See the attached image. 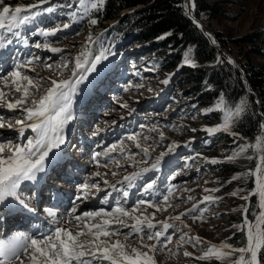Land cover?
<instances>
[{"label": "rangeland", "instance_id": "1", "mask_svg": "<svg viewBox=\"0 0 264 264\" xmlns=\"http://www.w3.org/2000/svg\"><path fill=\"white\" fill-rule=\"evenodd\" d=\"M208 1L216 4L222 14L211 17L207 13H201L200 18H197L214 35V38L215 32H218L222 38L230 40L257 28L264 29V0ZM68 3L74 5L75 0H47L46 4H39V0H0V10L3 6L15 9L17 6L26 8L28 5L37 4L38 7L33 11L39 13L29 22L18 25L14 29L20 33V36L5 49L6 59H0V89L6 92L14 87L10 80L8 86H5L4 81L9 79L8 73L13 71L16 63L23 62L28 57H39V60H34L27 68H21L22 74L39 81L41 86L38 89H31L32 95L29 97V100H38L46 88L50 87L51 79H67L71 76L75 59L82 52L87 51V59H92L102 47L110 48L112 53L107 60L97 66V72L86 73L87 79L81 84L85 91L89 89L88 97L91 98L76 104V113H85L89 117L86 119V115L84 118L78 117L74 120L70 136H66L63 147L71 153L77 151L78 143L76 142L80 140L76 137L77 131L85 140L83 150L76 156L78 158L70 157L71 161L63 164L64 174L70 173L71 179L65 180L57 172L54 173L56 176H46L48 181H59L60 183L56 185H59L63 192L66 190L70 192L72 202L63 210L66 214L70 211L72 215H68L65 220L62 219L63 214L57 215L59 225L68 222L67 227L74 231L79 230L74 219L75 215L99 208L110 212L118 203L116 201H120L119 195L124 190H129L123 178L143 168H150L160 153L164 152L167 154L160 160L156 169L144 173L133 182L132 194L129 199L122 198V203L119 202L120 206L129 211L133 206H137L138 210L133 215L148 216L155 225V228L150 231L162 230L163 222L175 226L168 230V234L173 235L172 242L154 254L156 264H215L216 262L232 264L238 254L232 257L224 256L220 260L215 257L201 260L198 257L203 255L210 245H219L223 241L235 247L244 246L247 229L242 230L243 221L247 218L254 223V218L258 215L259 191H256V176L253 172L260 164L261 153L258 150L245 152L247 160L245 165H240L235 159H227L239 150L241 144L251 142L239 141V134L234 136L232 128L228 131H218L213 135H209L204 130L221 124L222 111L205 112V109L213 107L216 102L212 105L208 101L204 103L205 99L199 98L198 92L191 90V86L183 82L181 78L183 75L179 71L181 66L178 65L171 70L163 69L160 61L155 60V55L147 54L141 48L142 43L116 35L117 33L112 29L116 23L115 20L110 21L108 25H102L99 22L91 25L88 19L95 18L91 14L83 21L74 23L68 13L76 9L65 7L64 5ZM46 8H52V11H45ZM127 11L131 10H123L121 13ZM24 14L31 15V11ZM24 14H21V18ZM65 23L71 26L62 29L53 37H44L39 34L40 30L51 29ZM90 34L95 43L88 40ZM25 41H27L26 44ZM37 43L42 46L35 47ZM44 44L60 48L62 51L53 53L44 48ZM262 47L264 48V45ZM244 52H246L245 49L233 48L234 55L236 53L242 55ZM231 55L235 58L233 54ZM248 56L253 62L264 64V56L256 53H250ZM65 62L68 63V67L62 68ZM49 65L51 67H48ZM166 79L168 83L165 84L163 81ZM137 85L140 87H136ZM18 96L19 93H16L9 99ZM242 102L244 105V100L241 99L228 106L235 108ZM124 104H127L126 108L121 107ZM91 107L94 109H90ZM22 117L21 111H9L0 106V118H3L6 125H15V121ZM12 128H0V142L12 141L15 145L35 135L31 129H26L24 136L21 137L18 126ZM94 132L97 135L94 136ZM160 133H163V138ZM131 135H135L137 139L129 140L128 137ZM137 144H140L141 148L149 149L146 156L141 148L136 147ZM173 144L177 147L169 152V146ZM112 145L117 146L115 151H109ZM106 151L108 155L105 156L103 153ZM98 152L102 155L96 157L95 154ZM249 156L255 158L248 159ZM212 160L216 163H212ZM96 172L101 173V176H93ZM249 172L252 174L246 175ZM257 175L259 181L264 179V168L257 169ZM105 180L108 181L107 184ZM153 180L156 182L154 188L147 193L143 192V185ZM82 183H95L98 187L89 188L87 194L82 195L78 190V186ZM113 184L117 189L120 188L116 194L111 191ZM48 187L51 189L53 185L50 184ZM169 187L172 189L170 193ZM212 189L217 191H211ZM32 191L31 186L20 188V192L31 198L30 202H32ZM46 191L47 188H42V195ZM47 194L44 195L45 199ZM76 195L80 198L78 199ZM164 195L169 196L167 202L163 201ZM204 196H212L215 199L207 202L203 200ZM105 197H108V202L101 204V200ZM123 200H127L125 204ZM139 200L160 205L162 210L158 211L148 204L138 205ZM194 204L195 209H193ZM73 206L76 210L74 213ZM245 208L248 209L247 212ZM189 209L191 211H188ZM181 213L185 215L181 216L180 221L173 219ZM201 216L202 219L199 218ZM123 219L129 225L134 222L130 217ZM117 227V225L111 226L113 229ZM1 229L0 226V235ZM128 231L130 228L120 229L121 233ZM145 231L149 230L145 228ZM9 233L11 232L6 234ZM183 233H187L185 240L199 237L201 242L195 246L194 242L178 244L180 235ZM117 238L124 242L123 236L111 237L113 241ZM139 239V236L134 235L127 243L131 247H139ZM143 239L149 244L154 242L148 241L146 235ZM141 250L147 251V249ZM128 251L130 252L131 248ZM184 251L192 255L184 256ZM224 251L227 252L229 249Z\"/></svg>", "mask_w": 264, "mask_h": 264}, {"label": "snow or ice", "instance_id": "2", "mask_svg": "<svg viewBox=\"0 0 264 264\" xmlns=\"http://www.w3.org/2000/svg\"><path fill=\"white\" fill-rule=\"evenodd\" d=\"M46 3L47 0H39V4ZM103 4L104 0H75L74 5L73 3H68L64 6L69 9L75 7L76 10L70 11L68 15L74 23H78L90 17L93 11H98L102 8ZM36 7H38L37 4L28 5L26 8L17 6L15 9H11L10 6L2 7V10H0V49H6L19 38L20 33L14 31L18 25L25 24L33 17L39 15V13L33 11ZM44 10L50 12L52 8ZM27 11H31V15L24 14ZM9 13L10 15H8ZM21 14H24L22 18ZM88 22L91 25H95L98 21L96 18H89ZM70 26L69 23H65L51 29L40 30L39 34L44 37H53L62 29H67ZM88 40L95 43L91 34ZM26 43L27 41H25ZM41 46L40 43L35 45L37 48ZM43 47L53 53L62 51V49L50 47L48 44H44ZM190 53L191 50L184 54V63L195 66ZM111 54L110 48L102 47L101 50L93 55L92 59H87V51L82 52L75 59L74 67L71 69V76L67 79H51L50 87L46 88L44 94L38 100H29V97L32 95L31 89H38L41 86L39 81L22 74L21 68H27L34 60H39V57H28L25 61L16 63L13 71L8 73L9 79L4 81L5 86H8L10 80L14 87L8 92L0 89V106L7 108L9 111L19 110L23 113V117L17 119L15 125H6L3 122V118H0V128L18 126L19 136H24L26 129H31L35 135L28 137L24 142H17L15 145L12 144V141L7 143L0 142V206L33 211L20 195L19 189L22 187L23 182H37L40 174L46 171V165L56 159L57 153L55 150L60 149L61 145L65 144V129L74 119L72 112L73 96L79 90V85L83 84L87 79L85 74L97 72V66L107 60ZM85 65L88 66L85 67ZM48 67H51V65ZM61 67L67 68L68 63L65 62ZM25 81L26 83H24ZM163 83H168V80H164ZM136 87H140V85ZM16 93H19L18 97L9 99L10 96H15ZM121 107L126 108L127 104L121 105ZM217 110L222 111V122L217 126L204 129L209 135L221 130L228 131L245 109L243 102L236 105L235 108L228 106L224 101L223 94H221L215 105L205 109V112ZM259 132L260 134L254 137L252 143L241 144L239 150L234 152L232 156L227 157V159H235L247 151L258 150L261 155L259 156L260 164L257 165V169L264 168V123L259 125ZM232 134L238 136V133L233 132ZM93 135L95 136L97 133L94 132ZM160 135L163 138V133H160ZM128 139L136 140L137 137L131 135ZM116 147V145H112L109 151H115ZM136 147L141 148V145L137 144ZM175 147L177 145H170L168 151H173ZM141 151L146 156L149 149L144 147L141 148ZM166 154L164 152L160 153L150 168L146 167L139 172L126 175L123 180L126 182L127 187H133V182L138 177L152 169H156L160 160ZM101 155L99 152L95 154L96 157ZM103 155H108V152L106 151ZM254 158V156L248 157V159ZM211 162L216 163L215 160ZM251 174V172L246 173V175ZM93 176L100 177L101 173L96 172ZM233 178L235 179V177ZM104 182L105 184L108 183L107 180ZM155 183L153 180L144 184L142 191L145 193L151 191ZM258 183L261 202L258 208V215L254 218L256 223H252L245 218L241 226L242 230L247 229L244 246L235 247L227 241H223L219 245H210L207 251L198 259L204 260L215 257L220 260L224 256L232 257L234 254H238L233 259L232 264H261L260 253L264 252V179ZM97 187L95 183H82L78 186V190L82 195H86L89 188ZM112 187L115 189V184ZM171 190V187H169L168 192L170 193ZM211 191H217V189H212ZM122 195L127 198L129 192L124 190ZM232 195H236V193H232ZM242 198L247 199V197ZM214 199L212 196L203 197V200L207 202H212ZM168 200L169 196L164 195L163 201L167 202ZM107 202L108 197L101 200V204H106ZM137 203L138 205L148 204L158 211L162 210L160 205H153L149 201L139 200ZM195 208L196 205L194 204L193 209ZM137 210V206H133L131 211L126 210L118 202L110 212L104 208H99L75 215L74 219L79 230L70 229L67 227L68 222H65L63 225L50 228L48 232L42 233L40 236L29 237L23 233H16L6 239L0 238V264H156L154 254L163 250L172 242L173 235L168 234V230L173 229L175 226L163 222L162 230L150 231L155 228L152 220L143 214L140 216L133 215ZM188 211H191V209ZM247 211L248 209L245 208V212ZM74 212L75 209H73ZM182 215H185V213H181L180 216H176L173 219L180 221ZM124 217H130L134 222L129 225L123 219ZM193 218L196 219L197 217ZM199 218L202 219L203 217ZM52 223L55 224L56 222L53 221ZM112 225H117L118 227L113 229L111 228ZM121 228H130V231L121 233ZM145 228L149 231H145ZM134 235L140 237L139 247H131L127 243L129 238ZM145 235L148 241L154 242L146 243L143 239ZM186 235L187 233L180 235L178 244L194 242L195 246V244L201 242L199 237L185 240L184 237ZM112 236H123L124 242L119 238L113 241L111 239ZM129 248H131L130 252L128 251ZM141 249H147V251H142ZM224 249H229V251L225 252ZM183 255L191 256L192 253L184 251Z\"/></svg>", "mask_w": 264, "mask_h": 264}, {"label": "trees", "instance_id": "3", "mask_svg": "<svg viewBox=\"0 0 264 264\" xmlns=\"http://www.w3.org/2000/svg\"><path fill=\"white\" fill-rule=\"evenodd\" d=\"M185 0H104L103 7L93 11L92 15L102 25L112 26L118 37L132 39L142 43L147 54L155 55L163 69H175L178 65L183 82L191 90L197 91L198 97L211 105L223 94L227 105L244 100V111L231 126L239 134V141L253 142L259 135V125L264 118L258 112V105L247 89L239 71L233 67L222 54L213 47L201 30L188 16ZM195 14L201 13L211 17L222 14L219 7L208 0H194ZM123 10H131L121 13ZM216 39L221 46L234 55L233 48L245 49L242 55H234L249 83V88L260 98V108L264 116V64L255 63L248 56L256 53L264 56V29L257 28L243 36L226 40L218 32ZM163 37V39H161ZM191 50L195 64L186 65L183 55ZM241 53V52H240ZM218 118V116H217ZM232 170V168L230 169ZM261 264H264V252L260 253ZM219 264V263H215Z\"/></svg>", "mask_w": 264, "mask_h": 264}, {"label": "bare ground", "instance_id": "4", "mask_svg": "<svg viewBox=\"0 0 264 264\" xmlns=\"http://www.w3.org/2000/svg\"><path fill=\"white\" fill-rule=\"evenodd\" d=\"M193 1L192 0H189L188 2H187V9H188V12L191 14V15H194V11H193ZM195 17H196V19H198L197 18V16L195 15ZM198 21L201 23V21L198 19ZM204 26V25H203ZM204 29L206 30V32L210 35V37L212 38V39H214L215 40V38H214V35L210 32V31H208L207 29H206V27L204 26ZM1 54V56H0V59H3V60H5L6 59V51H5V49H2V51L0 52ZM2 60V61H3ZM6 69V66L4 67V70ZM88 92H89V89H88V91H85V88H84V86H82V85H79V90L77 91V93L73 96V103H72V112H73V114H74V119L69 123V125L66 127V129H65V134H66V136H70V130H71V128H72V125L74 124V120L76 119V118H78V117H81V118H84V116H86L85 115V113H83V114H80V113H76V104H81V103H83L85 100H87V98H91V97H88ZM90 94V93H89ZM86 98V99H85ZM80 109V108H79ZM89 109V108H88ZM87 109V110H88ZM90 109H94V107H91ZM90 113V112H89ZM87 117H89L88 115L85 117L86 119H87ZM13 129V128H12ZM74 130V129H73ZM9 132H11V129H9ZM5 133H7V132H5ZM72 133V132H71ZM33 134H35V133H33ZM77 138H80V140H78L76 143H78L77 144V151H75V152H73V153H71V152H69V151H67V150H64L63 149V147H64V144L63 145H61V148L60 149H58V150H55L56 151V153H57V157H56V159L53 161V162H50V163H48L47 165H46V171L44 172V173H42V174H40V178H39V180L37 181V182H35V183H33V182H23V184H22V187H28V186H38V188H39V195L40 196H43L42 195V192H40L41 191V189L42 188H49L48 187V185L50 186V184L51 185H53V188L51 189V190H56V194L54 195V197H55V199H60L59 201L61 202V201H64L65 199H67L68 200V202L69 203H71L72 201H70V192H69V190H66L65 192H63L62 190H60V188L58 187V185L56 186L55 184L56 183H60L59 181H48L47 180V175H55L54 173L55 172H57V173H60V175H62V177L65 179V180H69V179H71L70 178V173L69 174H64V170H63V164H64V162H70L71 160H70V157H74V158H78V157H76V156H78V153L80 152V151H82L83 149H82V146H83V142L85 141V140H83L81 137H80V135H79V132L77 131ZM74 141V140H73ZM86 143V142H85ZM76 146V145H75ZM72 149V148H71ZM70 150V149H69ZM86 151V150H85ZM90 155V154H89ZM88 158V157H87ZM89 159V158H88ZM90 160V159H89ZM88 160V161H89ZM84 161V160H83ZM235 161H237L240 165H245L246 163H247V160H246V158H245V153L243 154V155H241V156H239V157H237V158H235ZM68 164V163H67ZM87 165V164H86ZM81 166H84V164H81ZM68 170H70V168L68 169ZM66 172H68V171H66ZM71 172V174H72V171H70ZM73 172H75V171H73ZM254 173V175L256 176V191L258 190H260V188H259V179H258V175H257V169L253 172ZM56 176V175H55ZM50 177V176H49ZM62 177H60V178H62ZM21 187V188H22ZM32 188V187H31ZM66 188H68V187H66ZM65 188V189H66ZM133 188H134V186L133 187H131V188H129V190H128V192H129V195H128V197L127 198H125V197H123V195H122V193H121V195H119V200L120 201H116V202H121L122 203V198L123 199H129V196L132 194V192H133ZM33 190H34V188H33ZM111 191L114 193V194H116L118 191H120V188H116L115 187V189L113 188V187H111ZM19 192H20V189H19ZM20 195L25 199V201H26V203H28V205H29V207H31L32 205H31V203H29V199H31V198H29V196L28 195H25V194H23L22 192H20ZM77 196V195H76ZM76 196H74V197H76ZM78 197V196H77ZM32 198H33V195H32ZM72 200H74L73 198H72ZM127 201V200H126ZM126 201H124L123 200V204H125V202ZM111 202H113L112 200H111ZM260 202H261V196H260V194H259V204H260ZM64 205V202L62 203H58V205H60V206H58V207H45V212L43 211L42 212V214H40L39 213V211H37L39 214H38V217H39V222H38V225H37V223H35L34 224V221H32L31 222V230L33 231V234H31V235H29L26 231H21V230H15V231H13L12 232V234L11 235H7V236H5L4 237V234L0 237V238H2V239H6V238H8V237H10V236H12L13 234H16V233H23V234H25V235H27V236H29V237H32V236H35V235H38V234H40V232L43 230H49V228H51V227H55V226H58L59 225V220H58V217H57V215L58 214H63V217H62V219L63 220H65L66 218H68V215H70V211L66 214L65 213V211L64 210H62V209H60V207L61 206H63ZM31 205V206H30ZM114 205V204H113ZM115 205H117V204H115ZM122 205V204H121ZM33 207V208H32ZM31 208L33 209V210H35L36 211V209H35V207L34 206H32ZM73 209H74V206L72 207ZM71 208V209H72ZM70 209V210H71ZM78 209V208H77ZM0 210H2L3 211V214H1V215H3V217L5 216V214L6 213H9L10 211H13V210H16V212H18V211H20V213H23L24 214V211H25V209H23V208H8V207H5V206H0ZM18 210V211H17ZM76 211V210H75ZM54 214V215H51V214ZM82 214V213H81ZM18 216H16L15 218H11L10 220H8V219H6V222L7 221H9V223H7L8 224V226H7V229H8V227L10 228L11 226H12V224L14 223V222H16V221H18L19 219L17 218ZM60 219V218H59ZM61 219V220H62ZM34 220V219H33ZM53 221H55L56 223L55 224H53L52 222ZM42 223H45V224H43L42 225ZM254 223H256V221L254 222ZM38 226V227H37Z\"/></svg>", "mask_w": 264, "mask_h": 264}, {"label": "water", "instance_id": "5", "mask_svg": "<svg viewBox=\"0 0 264 264\" xmlns=\"http://www.w3.org/2000/svg\"><path fill=\"white\" fill-rule=\"evenodd\" d=\"M189 0H185L184 1V4H185V10H186V12H187V14H188V16L190 17V19L195 23V25L201 30V32L204 34V36L207 38V40L209 41V43L213 46V47H215V48H217V49H219L221 52H222V54L225 56V58H226V60L233 66V67H235L238 71H239V73H240V77H241V79L243 80V81H245V83H246V86H247V89H248V91L250 92V94H252L253 95V98H254V100L256 101V103H257V105H258V112H259V114L264 118V116H263V114H262V111H261V108H260V103H261V100L259 99V97L249 88V83H248V80L246 79V77H245V74H244V71H243V69L240 67V66H238V64H237V62H236V59L227 51V50H225L222 46H221V44L218 42V40L216 39V37H215V40L214 39H212L211 37H210V35L206 32V30L204 29V26H203V24H202V22L200 23L199 21H198V19H196V17H195V4H194V0H192L193 1V11H194V15H191L189 12H188V9H187V6H186V4H187V2H188ZM214 41V42H213Z\"/></svg>", "mask_w": 264, "mask_h": 264}]
</instances>
